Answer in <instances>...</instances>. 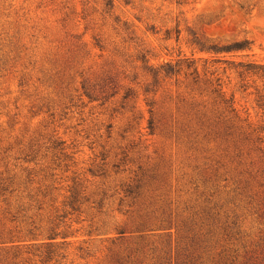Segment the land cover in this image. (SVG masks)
<instances>
[{
  "label": "rangeland",
  "instance_id": "rangeland-1",
  "mask_svg": "<svg viewBox=\"0 0 264 264\" xmlns=\"http://www.w3.org/2000/svg\"><path fill=\"white\" fill-rule=\"evenodd\" d=\"M260 152L264 0H0V223L35 247L56 227L46 264H212L256 241Z\"/></svg>",
  "mask_w": 264,
  "mask_h": 264
},
{
  "label": "trees",
  "instance_id": "trees-1",
  "mask_svg": "<svg viewBox=\"0 0 264 264\" xmlns=\"http://www.w3.org/2000/svg\"><path fill=\"white\" fill-rule=\"evenodd\" d=\"M198 45V44H197ZM198 47H200L198 45ZM244 46L239 42L232 43L228 46H216L211 45L206 48L202 46V50L206 52H210L213 54L219 53H227L232 50H242ZM189 67V66H188ZM148 73L150 74L151 80L153 83H156L158 80V76L160 75L162 78L170 77L173 74L179 72L177 66H171L168 63L162 64L158 66L156 69H148ZM192 74L196 75V69H193ZM83 91V88H81ZM111 89V88H110ZM114 89V88H112ZM117 92H112L109 95V98L114 96ZM154 95L155 92L151 88L147 86L142 88V95L148 94ZM212 93H215L213 91ZM83 95L90 99L89 94L83 91ZM135 98V94L132 93L130 90H127L121 96V100H131ZM144 100V105L147 108L146 113L148 114V119L146 121L147 126L146 129L149 135L153 134L154 131V123L152 118V105L153 103L151 100ZM260 158L257 160L258 163L264 165V152H260ZM253 175V174H252ZM253 176H249L251 180ZM1 178L0 179V196H4L7 192L9 185L12 184V179ZM33 197H31V200ZM34 202L38 203L37 199L33 200ZM1 202H4L6 208L4 209V213L7 214L8 222L10 221L13 224H16L14 216L10 215L8 210V203L6 199L3 198ZM261 206V216H264V200H260ZM67 206L72 210L75 211V202L69 201ZM40 209V207H37ZM19 213V211H18ZM66 214V213H65ZM29 225L26 230H20L18 226L14 225L10 228L5 227L3 224L0 223V264H24L29 261V259H23L24 255H33V257H38L39 264H46L51 262L55 257L58 256L57 250L58 245L54 242L58 234L55 233L56 227H52L49 230L48 235L45 237L44 241L40 243L39 246H33L31 244L26 245L25 242L37 240L36 236H34L33 227ZM31 227V228H30ZM224 232L225 230L222 229ZM31 245V246H30ZM27 249V250H23ZM117 264H123L117 263ZM127 264V262H125ZM191 264V263H189ZM202 264V263H201ZM212 264H264V230L263 233L257 238L256 241L248 242V244H240L239 248H235L233 250H226L224 247L220 249V251L216 254L215 261H212Z\"/></svg>",
  "mask_w": 264,
  "mask_h": 264
}]
</instances>
